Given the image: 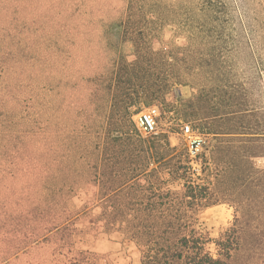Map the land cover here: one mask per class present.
<instances>
[{
	"label": "rangeland",
	"instance_id": "rangeland-1",
	"mask_svg": "<svg viewBox=\"0 0 264 264\" xmlns=\"http://www.w3.org/2000/svg\"><path fill=\"white\" fill-rule=\"evenodd\" d=\"M128 2L0 0V264H143L135 241L104 228L102 203L93 194L112 187L104 183L111 170L103 166L110 132L120 139L123 168L126 133L134 124L137 128L136 115L152 105L161 113L156 135L184 150L183 126L190 124L202 141L190 164L217 200L199 212L201 230L213 241L219 238L236 222L239 203L247 200L244 239L232 262L264 264V184L256 173L264 165L256 147L261 141H235L247 155H232L234 167L227 170L228 134L208 133L210 128L257 132L256 125L264 124L259 109L264 107V36L254 49L247 46L235 55L241 75L257 81L248 107L258 109L245 118L250 129L242 130L239 119L207 117L230 111L231 99L222 108L199 100V88L208 79L179 64L166 74L159 66L151 76L158 82L179 77L181 83L150 100L139 89L144 102L113 107L115 94L132 92L117 83L120 63L136 59L134 36L118 26L127 20ZM136 37L180 58L196 50L177 49L185 39L172 25ZM248 173L252 178L244 182ZM210 247L217 251L214 242Z\"/></svg>",
	"mask_w": 264,
	"mask_h": 264
},
{
	"label": "trees",
	"instance_id": "trees-1",
	"mask_svg": "<svg viewBox=\"0 0 264 264\" xmlns=\"http://www.w3.org/2000/svg\"><path fill=\"white\" fill-rule=\"evenodd\" d=\"M126 15L127 20L118 26L134 36L131 40L135 44L136 59L120 63L117 83L119 87L127 85L132 92L115 94L113 107L127 108L143 100L144 95L137 94L139 89L145 93L146 100H150L160 96L171 84L181 83L179 77L174 81L166 77L158 82L151 76L159 66L160 72L166 74L179 64L192 69L205 82L208 79L199 88V100L213 101L222 108L224 100L231 99L227 103L230 111L217 110L207 117L239 119L242 130L250 129L245 118L258 109L248 107L257 81L250 75H241L235 55L247 46L254 49L262 41L264 0H129ZM165 25H172L175 32L184 37L185 45H177V49L193 47L196 50L192 55L180 58L170 55L167 49L157 51L149 41L136 37L144 35L147 29L152 31ZM233 60L235 62L229 64ZM261 87L264 90V86ZM259 109L264 110V107ZM256 127L257 132L209 129L208 133L228 134L224 139L229 142L225 149L229 158L227 170L234 167L232 155L241 159L247 155L234 144L237 140L261 141L256 147L264 162V124L258 123ZM126 138L128 160L121 168L119 138L110 132L103 166L111 170L104 176V183L112 187L93 194L102 203L99 219L104 228L120 231L135 241L141 249L143 264H233V253L239 250L244 239V218L249 213L247 200L239 203L241 209L233 226L213 241L199 226V212L214 204L217 198L209 183L199 180L192 170L188 149L173 146L165 135L143 138L135 124ZM256 173L264 184V165L257 167ZM250 178L251 173H248L244 182ZM261 203H264V195ZM262 211L260 209L259 213ZM212 242L217 246L216 252L210 247Z\"/></svg>",
	"mask_w": 264,
	"mask_h": 264
},
{
	"label": "built area",
	"instance_id": "built-area-1",
	"mask_svg": "<svg viewBox=\"0 0 264 264\" xmlns=\"http://www.w3.org/2000/svg\"><path fill=\"white\" fill-rule=\"evenodd\" d=\"M160 108L157 105H152L140 111L136 117L135 122L139 132L144 137H150L158 134V122L160 117ZM183 132L186 136V145L191 157L195 158L200 152L202 141L194 133V129L190 124L183 126Z\"/></svg>",
	"mask_w": 264,
	"mask_h": 264
}]
</instances>
